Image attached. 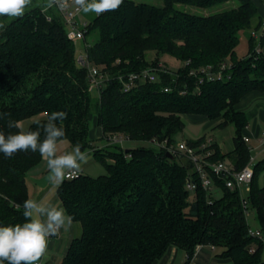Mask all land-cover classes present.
Returning <instances> with one entry per match:
<instances>
[{
    "label": "trees",
    "instance_id": "1",
    "mask_svg": "<svg viewBox=\"0 0 264 264\" xmlns=\"http://www.w3.org/2000/svg\"><path fill=\"white\" fill-rule=\"evenodd\" d=\"M162 2L124 0L118 10L94 14L88 22L87 57L110 74L100 94L89 91L88 70L77 61L76 43L68 38L58 9L46 7L48 0H32L23 17H0V131L15 133L9 120L21 123L41 115L28 128L35 130L46 113L64 111L67 118L57 122L65 129L64 139L72 147L80 144L82 151L92 150L107 169L98 177L83 173L65 179L57 188L64 209L81 226L61 264H154L173 247L186 253L188 264L204 245L222 248L219 256L233 264H264V186L258 184L264 158L254 164L244 206L240 192L216 177L222 193L215 199L191 160L171 159L151 142L175 144L185 128L183 115L221 118L220 126H235L234 148L223 153L214 142L211 161L229 157L238 170L250 162L252 151L244 140L249 118L237 105L251 92L264 93V51L255 50L253 37L248 56L240 57L236 49L242 32L258 30L263 18L254 0ZM227 2L237 4L210 14L192 10ZM149 51L172 55L184 66L175 73L162 66L156 81H137L125 91L131 73L159 65L158 56L152 63L147 60ZM227 62L229 79L200 82L191 74ZM93 113L105 139L124 137L152 146L124 150L117 143L115 150L102 151L90 138ZM205 140L187 141L196 146ZM41 161L30 150L11 158L0 153V226L25 222L27 175ZM189 176L197 182L194 191L186 187ZM251 209L257 211L261 237L249 232Z\"/></svg>",
    "mask_w": 264,
    "mask_h": 264
},
{
    "label": "clouds",
    "instance_id": "2",
    "mask_svg": "<svg viewBox=\"0 0 264 264\" xmlns=\"http://www.w3.org/2000/svg\"><path fill=\"white\" fill-rule=\"evenodd\" d=\"M124 0H48L47 8L56 7L62 12L75 7L84 14L116 11ZM32 0H0V17L20 18ZM4 25L0 24V28ZM46 120L36 121V129L25 130L19 121L9 120L8 127L18 131L5 135L0 131V153L11 158L17 152H38L46 162L47 181L58 188L65 179H72L83 171L90 155L76 144L70 151H63L61 145L66 136L58 121L67 118L64 111L46 113ZM43 134V138L42 137ZM24 223L0 226V264H38L45 256L49 238L67 231L73 225V216L51 201L26 199L23 202ZM17 207H20L17 205Z\"/></svg>",
    "mask_w": 264,
    "mask_h": 264
},
{
    "label": "rangeland",
    "instance_id": "3",
    "mask_svg": "<svg viewBox=\"0 0 264 264\" xmlns=\"http://www.w3.org/2000/svg\"><path fill=\"white\" fill-rule=\"evenodd\" d=\"M137 2H145L149 4H154V5H163L162 0H136ZM236 2H227L223 5H218V6H213L211 8L207 9H192L193 11H196L199 14H210V13H215L220 10L230 8L234 5H236ZM260 13V12H259ZM95 13H88L84 14L82 13L81 19L82 20H87L90 21L92 17L94 16ZM253 30L255 29H248L242 32L241 34V41L240 44L238 45L236 51L237 54L240 57H245L249 55V38L253 36ZM255 34L258 36L257 39L254 41V47L256 48L258 46V43L260 41V38L263 36V30L260 27L258 30L254 31ZM89 41H92V39H88ZM82 40H76V46H77V57L80 54L84 53V42L82 43ZM158 56L159 59V64H161L163 67L166 69L170 70L171 72H176L179 70L180 67L184 66V63L178 60L176 57L169 55L167 53L165 54H160L157 55L156 52L154 51H149L147 54V60L152 63L156 60V57ZM89 91L90 87L88 88ZM244 111H249L250 108H240ZM248 113V112H247ZM259 117V115H257ZM41 118L40 116H33L30 118H27L21 122V125L25 130H28L29 126L31 123H33L35 120ZM182 119L185 123V128L184 130L179 133L176 136V140H194L197 139L201 136H205L207 139H213L215 143H218L224 153L231 152L234 148V142L233 138L235 135V126L233 124H228L225 126H220L221 118L217 119H209L205 116L198 115V114H187L183 115ZM253 119L250 120V125H252ZM259 124L264 127V122L260 120ZM264 129V128H263ZM90 138L92 142L94 143L95 146H98L102 151L104 150H115V147L111 141V138L105 139L102 135V130L101 128L97 125V116L95 113L91 116L90 119ZM248 143V142H247ZM124 150L125 149H131V148H136L139 146H145V147H150L152 144L150 142H141V141H135V140H130V139H124L121 143H118ZM250 147H253L255 145H258L255 141H252L251 143H248ZM262 146L264 147V143H261ZM61 148L63 151H70L72 149L71 143L67 140L64 139V143L61 145ZM86 152L89 153L90 159L89 161L83 165V171L82 173L90 175L92 177H98L99 175H103L107 173L106 167L99 161H97L93 155V151L87 149ZM252 156L255 157L256 162L264 158V150L259 151V150H252ZM226 159L229 160V157H226ZM35 170H44L42 173V177H35L32 178L31 175L28 176L27 183H28V190H29V196L30 199H35L37 200L39 195L43 192L44 188L46 185L49 187L50 184L47 181V175H48V170L46 166V162L42 159V161L37 165ZM34 170V172H35ZM258 184L260 186H264V172L259 176L258 179ZM251 188V182L249 183H244L241 187L242 193L247 196L250 192ZM221 190L219 188H215L213 192V197L215 199L220 198L221 196ZM192 195V193H191ZM248 223L251 226L253 230H257L259 227V223L257 220V211L255 209H251L248 214ZM79 224V223H78ZM79 226V225H78ZM66 237V236H65ZM59 255V254H58ZM62 256L60 258H57V261L55 260L51 264H61ZM181 260H177L175 264H181ZM47 264V263H45Z\"/></svg>",
    "mask_w": 264,
    "mask_h": 264
},
{
    "label": "built area",
    "instance_id": "4",
    "mask_svg": "<svg viewBox=\"0 0 264 264\" xmlns=\"http://www.w3.org/2000/svg\"><path fill=\"white\" fill-rule=\"evenodd\" d=\"M58 9V8H57ZM60 15L62 16L66 26H67V36L70 40H82L84 42V53L77 57V61L80 66L87 68L89 77V87L90 90L100 94L102 89L105 87L107 82L110 80V74L104 70L103 67L97 66L96 64L90 62L87 57L86 43H85V27L88 25L87 20H82L81 15L83 12L76 11L75 7L69 8L66 12H62L58 9ZM261 28L263 30V36L260 38L258 46L255 48L257 52L263 51L262 49V38L264 37V18L261 23ZM256 30H253V38L257 39L258 36L255 34ZM119 61V60H118ZM231 64L229 62L221 64L215 69L213 65L205 66L199 70H193L191 74L198 76L200 82L205 80H224L229 79L230 74L226 73L225 70L229 68ZM159 70H163L161 64L155 67H149L142 70L139 73H131L128 76V81H124V90L127 91L131 89L132 85L137 81L154 82L158 78ZM124 137H112L111 141L114 143H121ZM264 143V134H263ZM245 141H248L247 136L244 137ZM158 148H165L167 152H171L173 155H178L185 159H189L193 163V170L198 174V177L202 183V186L208 193H213L214 189L217 188L214 177L218 180L224 182L225 186L230 190H238L241 195L243 205H247L246 196L242 193V185L246 182L252 181L254 175V164L256 159L254 156L250 157V162L241 170H238L231 160H218L211 161V157L214 155V151L211 148L214 143L213 139H207L204 142L194 146L191 145L187 140H179L175 144L169 145L167 140L159 141L154 139L151 141ZM83 173L81 172L78 176L72 179L80 177ZM68 179V180H72ZM186 187L190 191H194L197 187V182L192 176L187 178ZM249 213H247L248 215ZM250 234L254 236L261 237L262 234L260 230H253L249 228ZM254 248L251 249L253 251ZM38 264H42L41 261Z\"/></svg>",
    "mask_w": 264,
    "mask_h": 264
},
{
    "label": "crops",
    "instance_id": "5",
    "mask_svg": "<svg viewBox=\"0 0 264 264\" xmlns=\"http://www.w3.org/2000/svg\"><path fill=\"white\" fill-rule=\"evenodd\" d=\"M254 2L258 6L262 18H264V0H254ZM262 49L264 51V42L262 45ZM237 108L239 110H242L240 108H246V109L250 108V110L247 111L248 113L245 111L249 118V124L248 127L246 128L245 136L249 138V140L247 141L248 143L255 141L258 144L253 147H250L251 151L252 150H259L260 152L263 151L264 147L262 146L261 143L263 142L262 138L264 134V129H263L264 127L261 126L259 122L260 120L264 122V93L257 91L249 93L241 100V102L237 105ZM257 115H259V117H257ZM251 119H253L252 125H250ZM36 167L37 166H35L28 172L27 179L29 175H31L32 178L35 177L40 178L43 176L42 173L44 170H35ZM41 199L45 200V202L51 201L63 207V204L57 195V188L52 187L51 185L49 187L46 185V187L44 188L41 195H39L37 200H41ZM80 234H81L80 224L73 221V225L70 229H68L67 231L62 229L59 232V234L50 237L48 242L47 252L45 256L41 259L42 264L45 263L51 264L55 260L57 261V258H60L61 256L63 258L72 240L78 237ZM222 250L223 249L220 247H212L208 245L200 246L197 249L193 260L188 264H233V262L230 261L229 259H223L219 256ZM179 259L182 262L181 264H186L185 263L186 253L178 248L173 247L167 252V254L162 259L156 261L154 264H175L176 261Z\"/></svg>",
    "mask_w": 264,
    "mask_h": 264
},
{
    "label": "water",
    "instance_id": "6",
    "mask_svg": "<svg viewBox=\"0 0 264 264\" xmlns=\"http://www.w3.org/2000/svg\"><path fill=\"white\" fill-rule=\"evenodd\" d=\"M166 154H167V156H168L169 158H171V159L174 158V155H173L171 152H167Z\"/></svg>",
    "mask_w": 264,
    "mask_h": 264
}]
</instances>
